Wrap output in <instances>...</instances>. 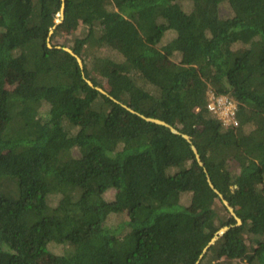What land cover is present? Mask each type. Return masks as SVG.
Returning <instances> with one entry per match:
<instances>
[{"label":"trees","instance_id":"trees-1","mask_svg":"<svg viewBox=\"0 0 264 264\" xmlns=\"http://www.w3.org/2000/svg\"><path fill=\"white\" fill-rule=\"evenodd\" d=\"M61 4L0 0V264H264V0H64L50 35ZM83 26L80 69L57 40ZM122 105L190 137L240 225L190 144Z\"/></svg>","mask_w":264,"mask_h":264},{"label":"rangeland","instance_id":"rangeland-1","mask_svg":"<svg viewBox=\"0 0 264 264\" xmlns=\"http://www.w3.org/2000/svg\"><path fill=\"white\" fill-rule=\"evenodd\" d=\"M178 3L180 4L181 8L183 11H185L186 13H188L191 10V0H178ZM229 12V10L227 9V6L225 4L220 5V14L221 15H227ZM59 14L56 15V19H58ZM86 35V28L80 27L78 28L76 31H73L71 33H67V32H63L60 36V39L57 40L59 43L63 44L64 47H68L70 48L71 46H73L74 41L76 39H81ZM168 36V38H167ZM167 36H165L163 38V40H167L169 39V37H171L170 34H168ZM163 43V42H162ZM238 47H242L240 45H238ZM89 53L86 55L87 58L89 59L88 55H90L91 53H98V54H105V53H109V57L110 59H118L119 56L115 51H112L110 48L108 47H95V46H89ZM172 61H179L180 60V55L178 53H175L172 57H171ZM86 65H89V60L86 59ZM19 82L18 77L13 73V72H9V74L6 77V89H8L9 91L13 90V88L17 85V83ZM3 125L0 123V130L2 129ZM171 171L173 172L174 169H171ZM108 197V195H107ZM184 201H186V197L184 199ZM214 208L215 210L218 211L220 216H225L226 213L221 209L220 205L218 202H216L214 204ZM48 252L51 253L52 255H57V254H61L63 252V245H59V244H49L48 247Z\"/></svg>","mask_w":264,"mask_h":264},{"label":"water","instance_id":"water-1","mask_svg":"<svg viewBox=\"0 0 264 264\" xmlns=\"http://www.w3.org/2000/svg\"><path fill=\"white\" fill-rule=\"evenodd\" d=\"M62 1V4H61V9H60V12H59V16H58V19H55V22H54V25L53 27L51 28L49 34L51 35L52 34V30L53 28L56 27L57 24L61 23L62 19H63V15H64V12H63V3H64V0H61ZM50 47V45H48ZM64 51H66L68 54H70L75 60L76 62L78 63L80 69H83V62L81 60V58L76 55L70 48L68 47H64L63 48ZM87 83L92 86V83L90 81L87 80ZM97 91H99L100 93L104 94V95H107V93L100 87H95ZM110 99H112V97H109ZM123 108H125L127 111H129L130 113H134L138 116H140L142 119H144L145 121L147 122H151V123H154V124H158V125H162V126H165L166 128H168L173 134H176V135H179L180 133L173 127L171 126L170 124H167L166 122L162 121V120H159V119H156V118H149V117H145L135 111H133L132 109L128 108L126 105H122ZM181 137L187 141L189 144H190V148H191V151L194 155V158L198 164V166H200L202 169H203V172L205 174V177H206V181L209 185V187L216 193V195L218 196V198L220 199V201L222 202V204L224 205V207L227 209V211L229 212V214L234 218V220L236 221V225H240L241 224V221L240 219L236 216L235 212H234V209L232 206L229 205L228 201H226L224 199V197L222 196V194L214 188L213 184H212V181L210 180V177L206 171V169L204 168V164L203 162L201 161L200 159V156L198 154V151L197 149L195 148V146L191 143V140H190V137L188 135H185V134H180ZM231 226H223L221 227L217 232L214 233L213 237L210 239V241L208 242V244L202 249V252L199 256V259L198 261L203 257V255L207 252V250L226 232L228 231V229L230 228ZM198 261L196 263H198Z\"/></svg>","mask_w":264,"mask_h":264},{"label":"built area","instance_id":"built-area-1","mask_svg":"<svg viewBox=\"0 0 264 264\" xmlns=\"http://www.w3.org/2000/svg\"><path fill=\"white\" fill-rule=\"evenodd\" d=\"M207 110L221 121L224 126H236L235 104L226 96H215L208 93Z\"/></svg>","mask_w":264,"mask_h":264}]
</instances>
